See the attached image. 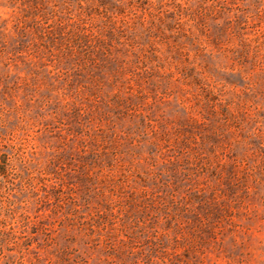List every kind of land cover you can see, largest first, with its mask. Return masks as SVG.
Masks as SVG:
<instances>
[{
    "label": "rangeland",
    "instance_id": "374dc122",
    "mask_svg": "<svg viewBox=\"0 0 264 264\" xmlns=\"http://www.w3.org/2000/svg\"><path fill=\"white\" fill-rule=\"evenodd\" d=\"M0 264H264V0H0Z\"/></svg>",
    "mask_w": 264,
    "mask_h": 264
}]
</instances>
